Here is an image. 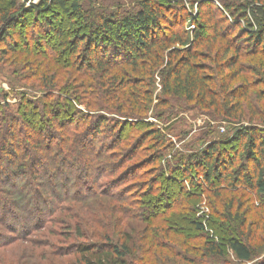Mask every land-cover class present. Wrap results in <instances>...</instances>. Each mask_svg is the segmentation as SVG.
I'll return each instance as SVG.
<instances>
[{"label":"trees","instance_id":"trees-1","mask_svg":"<svg viewBox=\"0 0 264 264\" xmlns=\"http://www.w3.org/2000/svg\"><path fill=\"white\" fill-rule=\"evenodd\" d=\"M27 1L0 0V62L11 60L16 72H21L8 82L11 88L28 92L15 93L19 103L14 110L7 108L9 104H0V250L19 240L26 242L31 232L52 223V217L60 209L64 211L67 202L100 196L94 181L79 183L80 174L86 177L89 167L88 159L83 160L88 143L102 139L95 155L111 158L112 151L126 142L120 136L131 123L150 127L144 136L163 145V151L166 137L146 121L154 101L157 108H170L169 112L174 104L194 103L208 112L213 122L237 125L234 135L220 142L237 145V151L244 148V152L240 159L238 155H220L218 142H210L188 157H163L166 170L178 174H173L174 178L159 174L157 182L146 185L137 201L147 203L148 208L145 215H135L139 221L155 223L151 250L137 248L133 253L130 239L124 235L117 243L102 235L98 242H75L58 249L46 239L41 251L32 244L16 257L13 249L7 251L6 258L0 252V264H45L46 256L62 259L67 255H74L70 264H134L132 259L136 264H152L154 257L163 260L166 254L177 253H166V243L162 247L158 240L151 246L159 232L172 249L181 250L185 239L188 243L199 240L197 246L187 248L193 256L202 260L221 257L218 241L196 234L204 230L193 217L200 200L184 182L199 193H215L220 185L214 181L224 180L232 187L242 186L264 207V106L251 113L246 109L252 99L264 102V0H133L131 9L121 10L119 5L109 12L100 10L97 0H84L86 7L83 0H40L37 5L25 6ZM189 9H195V14ZM58 15L76 25L54 27ZM187 24H194L191 36L185 30ZM69 32L72 36L67 40L55 41ZM29 78L36 79L30 86L26 84ZM156 87L159 94L155 95ZM80 106L96 117L76 132L88 120ZM153 116L166 120L164 112ZM103 128L104 133L111 131L108 137ZM140 144L142 140L130 151L136 152ZM67 152L75 158H68ZM67 165L79 173L67 172ZM163 176L180 185L179 194L155 187ZM23 182L26 189L20 187ZM155 193L161 194L165 206L159 201L155 205ZM180 198L183 209L176 212ZM57 201L62 204L59 210L54 207ZM217 217L218 223L210 230L228 245L239 263L252 262L257 254L237 231L246 219L230 209ZM159 218L164 228L156 222ZM69 220L72 222L63 220L60 231L53 235H66L62 238L65 242L71 236L84 238L83 220L78 215ZM179 223H186L189 231L177 227ZM229 227L233 234L226 235ZM256 264H264V259Z\"/></svg>","mask_w":264,"mask_h":264},{"label":"rangeland","instance_id":"rangeland-1","mask_svg":"<svg viewBox=\"0 0 264 264\" xmlns=\"http://www.w3.org/2000/svg\"><path fill=\"white\" fill-rule=\"evenodd\" d=\"M39 1L40 0H29L25 2L24 5H37ZM32 2H34L35 4H33ZM96 2V6H101L100 10H103L105 8L107 12L114 10V8L119 5L122 7L121 10H129L135 7V2L133 0H97ZM83 5L86 7L84 0ZM189 12L195 14V9H189ZM118 13L122 12L119 11ZM227 20V22L230 21V19ZM73 22L75 21L72 20V23H69V19H67L64 15H58L53 26L58 27V24L63 28H68V26L74 27L76 23L74 24ZM81 27L85 28V26L83 25H81ZM185 30L188 31L191 36V33L194 30V24L192 26H188L187 24L185 26ZM83 32H85V30H83ZM223 32L224 31H222L221 33ZM69 36H72L71 32L64 34L62 37L57 38L58 40L56 39L55 41H65ZM224 41H220L221 44L224 43ZM220 42L217 41L216 43L219 44ZM204 48V46L201 47V50H203ZM4 58L6 59V57ZM241 62L245 61L241 60ZM16 68L17 67L12 63L11 60H9L8 62L6 61V63H4L3 61L0 62V104H9L7 107L9 110H14L15 106L19 103V98L15 95L17 91H23L28 94L25 88L15 90L12 89L8 83L10 82V79L15 80L16 75H19L21 73L18 71L16 72ZM35 81V78H29L26 84L30 86L32 82ZM236 84L237 82L234 83V85ZM154 93L155 95L159 94L158 87H156ZM261 105L264 106V102H257L256 100L252 99L246 105V109L249 113H251V111L255 112L257 108L261 107ZM174 106L175 107H173L172 112H169L170 108H157L156 101H154L147 114L148 119L146 121H148V123L152 125L151 129H158L160 133H162L163 136H165L167 139L166 144L164 145L165 149H163V151V145H161L160 143L158 144L155 139H152V137H148L147 134L144 136L146 132H149L150 127H147L145 129L141 126H132L131 123H128V127L126 128L125 132L120 136V140H124L126 142H124L123 144H119V146H121V149H117L114 147L115 149L112 151L113 155L111 158L95 155L96 151L99 150V145L103 142L101 141L102 139H97L100 140V142H94L92 144L88 143L86 145V155L83 157V160L88 159L87 164L89 167L86 177L83 178L81 177L82 173L80 174L81 180L79 183L83 185V183L86 184V182L84 181H94L96 185L95 187H97L98 189L97 192H100V196H97L96 198L88 201H69L64 205V211L62 209L59 210L62 204H59L58 202L61 201L55 202L54 207L58 208L59 211H57L56 215L52 217L53 222L46 223L44 225L45 227L38 232H36L35 230L34 232H31L26 242L19 240L9 246L1 248L0 252L2 258L8 257V252L10 253L9 250L11 249H13L11 253H17L13 256L16 257L32 244L37 246L39 251L44 250L45 247H43L42 245H45L44 241L46 239L53 242L54 248L58 249L60 247L67 248L70 244H75V242H98L99 239L103 238L102 235H107L109 237V240L113 243L119 242V238L123 237V235L127 236L130 239L129 246L132 249L133 253L137 248H149V250H151L152 247L149 246V242L152 239L151 237L154 235L151 231H154V229L156 228L155 223H152L150 221L146 222L145 219L144 221H139L135 217V215H145L144 211L148 208L147 203L143 202L140 204L137 201L139 198L138 195L145 189H147L146 185L157 182L156 178H158L157 176L159 174L163 173V175L168 174L169 176L170 174L171 176H173V174H178V171L174 170L173 172L169 173V171L166 170L163 157L169 155L166 156V158L170 159V155H172L175 160L180 159L182 155L188 157L193 155L194 152H199V150L205 149L210 142H218L216 146H218V153L220 155H238V159H240V154H243L244 152L243 148L239 153V151H237V145L229 146L220 142V140H223L224 138H230L232 135H234V132L237 129V125H232L225 122H213L209 113L205 110H200L194 103L185 104V106L183 104H174ZM78 108L82 111L84 110L83 112L85 113V108L81 106ZM157 111L165 113V121H163V119H155L153 115ZM100 114L105 118L107 117V115L104 113ZM83 115L88 120L84 121L82 123L83 125H81L79 129L76 130V132L82 130L84 126L88 125L90 120L91 122H94L96 117L95 113H90L88 115V112H86ZM2 117L3 116L1 114L0 119ZM37 118H39V116ZM257 125L260 124L258 123ZM102 130L104 133V128ZM106 132L104 133V135L108 137L111 131L108 130ZM210 132L211 134L209 135ZM81 138L82 136L79 137L78 140H81ZM21 139L22 137L17 140ZM110 140H112V137ZM139 140H142V144L139 145V147L136 149V152L134 150L130 151ZM104 142L105 144L107 143V141ZM66 155H68V158L70 156V159L75 158L73 157L74 155L72 153L67 152ZM104 155H106V153ZM81 158L82 157H80V159ZM80 159L78 161H82ZM175 160H172L173 164L175 163ZM68 166L69 165H67V167L65 166L67 172H73L74 175L79 173L75 170L74 166L71 168ZM5 175L8 178V173L6 171ZM89 175L90 178L88 177ZM178 179H181V177L179 176ZM178 179L176 178V180ZM184 183L186 189L189 192L198 193L197 196H199L200 200V202L198 201L199 203L194 206L195 214L193 217L194 220L202 223V225L204 226V230L202 232H197L196 234L199 237L202 236V238L206 237L204 239H213L218 241L219 247L223 254L221 257H212L205 260H202L200 256L196 258L192 255L193 253L187 248L190 249V247L197 246V244H199V242L201 241L195 240L188 243L187 239H185L186 245H184L181 250L177 248L172 249L171 247H169L167 240L163 237V234L159 232V239H155L151 246L156 244V240H158L159 245L162 247L166 243V246L168 247L167 249H164L166 253H169V251L171 250L173 252L176 251L177 253H175L176 255H174V253L166 254L164 256L166 258L163 260L161 256L154 257V260H152V264H241L238 262L228 245H226L224 242H221L220 239L217 238L218 236L216 235V233L210 230V226L215 225L216 222L218 223L219 221L217 219V214L222 215L228 209H230L233 213L238 211L239 213H241L242 217L246 219L244 227H239L236 225L240 229L238 228L239 230H237L234 228V230H237L243 235V239L250 243L255 253L257 254V257L253 259L252 262L244 264H256L260 260L264 259V207L260 205V201L257 198L252 196L251 193H248L246 190H244L242 186H238L235 188L229 185L228 182L224 180H222L220 183L214 181L213 184L218 186L220 185V187H218V191L215 193L211 192V190H205L199 193V191H195V189L190 188L187 182ZM24 184L25 182H23L20 187L26 189L23 186ZM155 187L160 191L166 189L171 193L179 194L180 192V185H178L177 182L174 181L168 182L164 179V176L159 183H156ZM27 192L29 193V191ZM156 196L157 197L155 198V205L157 204V201H159L162 206H165L167 204L165 200H160L161 198H163L161 194ZM181 200L182 199L180 198L178 202L179 206L183 204L180 203ZM178 205L175 208L176 212L177 210H181L182 208V206L178 207ZM115 206L118 208L114 209ZM184 208H186V206H184ZM77 215L83 220V222L80 223L84 228L82 230L84 238L74 239V237L71 236V238L67 240V242H65V239L62 238L66 235H63L62 238H58V236L53 235V232L54 234H58L61 229L63 220L66 223L67 221L72 222V220H69V218H76ZM50 218L51 216L49 217V219ZM162 220V218H159L156 220V222L162 228H164V223H159ZM176 225L177 227L184 228L186 233L189 231L190 227H186V223H179ZM146 230L148 231V233L151 232V234H146ZM228 230L230 232L226 233V235H230V233H232L231 230L233 229L229 227ZM74 250L75 249L72 247L71 252H73V254ZM133 253H131V255ZM35 257V260L38 261V257ZM73 257L74 255H67V257H61L62 259H58L46 256L45 264H70V260H72ZM125 261L129 263L130 258H126ZM132 261L134 262V264H136L134 259H132Z\"/></svg>","mask_w":264,"mask_h":264},{"label":"built area","instance_id":"built-area-1","mask_svg":"<svg viewBox=\"0 0 264 264\" xmlns=\"http://www.w3.org/2000/svg\"><path fill=\"white\" fill-rule=\"evenodd\" d=\"M33 4H35L34 2H32Z\"/></svg>","mask_w":264,"mask_h":264}]
</instances>
